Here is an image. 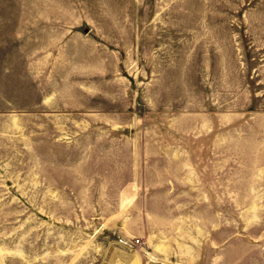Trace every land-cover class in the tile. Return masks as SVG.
<instances>
[{"label":"rangeland","instance_id":"obj_1","mask_svg":"<svg viewBox=\"0 0 264 264\" xmlns=\"http://www.w3.org/2000/svg\"><path fill=\"white\" fill-rule=\"evenodd\" d=\"M1 2L16 5L11 18L54 19L58 38L103 35L120 66L117 81L104 83L102 106L41 111L51 121L41 118L39 137L8 72L0 264H129L128 255L133 264H264V0ZM101 129L119 131L121 146L146 145L154 160L113 169L67 144L75 130ZM182 143L193 147L197 183L189 186L161 156ZM127 178L146 184L119 201L116 183Z\"/></svg>","mask_w":264,"mask_h":264},{"label":"crops","instance_id":"obj_2","mask_svg":"<svg viewBox=\"0 0 264 264\" xmlns=\"http://www.w3.org/2000/svg\"><path fill=\"white\" fill-rule=\"evenodd\" d=\"M15 7V4L5 5L0 0V11L5 10L2 13L3 17L0 16V105L7 103L3 94L6 88L4 83L7 81L4 80H7L8 72H14L17 98L21 99V105L24 98L29 100L27 104L31 106L32 132H36L39 137L41 118L43 121L46 118L51 121V116L41 111H46L51 106H85L92 103L103 105L104 83L117 81L120 64L114 58L119 57V50L107 43L103 35L101 40L96 42L89 41L85 34L76 35L73 39L68 38L69 40L58 38L54 19H47V23L41 24L39 18L33 17L31 20L18 16L11 18L9 16L12 15L7 14V11ZM9 20L12 22L9 23ZM116 26L117 34L119 24ZM13 38L15 49H8V41ZM113 39L118 40L111 37L108 41L115 43ZM88 99L95 101L88 102ZM41 106L45 108L41 110ZM83 118L86 120L85 116ZM60 130L63 133L65 129ZM89 134H94V140L88 138ZM70 137L71 140L67 144L75 148L77 153L87 152L100 162L108 161L113 169L132 171L146 169L154 160L153 153L146 145L140 148L134 145L121 146L119 131L75 130ZM86 139L91 141L87 146H81ZM93 141L95 145L92 144ZM192 148L182 143L174 148L161 149V156L174 162L175 168L180 171L179 179L182 186L197 183L195 178L190 177V166L194 165L190 157ZM165 149L169 151L165 152ZM116 184L122 186L117 200L131 201L137 194L134 188L146 183L127 178ZM128 218L130 212L125 211L122 215L119 213L117 223L125 225ZM119 229L122 231V237L127 236L126 226H120ZM134 259L130 255L127 257L129 264H133ZM160 263L168 264L165 261ZM174 264L191 263L180 259Z\"/></svg>","mask_w":264,"mask_h":264},{"label":"built area","instance_id":"obj_3","mask_svg":"<svg viewBox=\"0 0 264 264\" xmlns=\"http://www.w3.org/2000/svg\"><path fill=\"white\" fill-rule=\"evenodd\" d=\"M138 241V240H137Z\"/></svg>","mask_w":264,"mask_h":264}]
</instances>
